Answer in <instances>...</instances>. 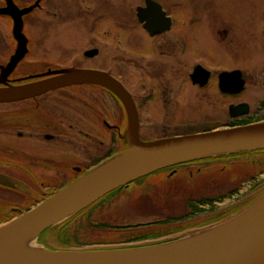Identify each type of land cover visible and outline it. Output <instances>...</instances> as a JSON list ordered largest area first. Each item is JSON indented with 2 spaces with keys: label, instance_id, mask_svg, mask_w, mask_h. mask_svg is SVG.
Masks as SVG:
<instances>
[{
  "label": "flooded vegetation",
  "instance_id": "1",
  "mask_svg": "<svg viewBox=\"0 0 264 264\" xmlns=\"http://www.w3.org/2000/svg\"><path fill=\"white\" fill-rule=\"evenodd\" d=\"M105 1L109 3V1L114 2L115 0ZM126 1L128 5H124L123 8L117 7V4H123ZM152 1L161 6L165 12V18L169 19V22L166 20L154 21V24H158L157 21H159L168 25V29L162 32H153L152 34L145 28V24L138 19V9L145 8L147 0H119L112 3L111 6L100 5L102 9L108 10L102 12L105 14L102 17L105 18L103 23L111 20L115 23L112 26L116 31L119 28L120 31L117 33L119 35L130 31V28L124 31L119 25L121 22L127 23L128 26L130 24L138 26L147 41L157 44V50L165 47L170 49L172 54H175L172 51L179 42L189 44L190 56L186 71L190 69V72L186 80L187 84L189 81L192 83L195 97L201 91L212 90L219 105L227 106L228 109L226 118H222V120L209 117V131L264 123V30L261 29L262 27L260 29L254 28L247 35L248 38L242 36V33L238 35L236 28L233 27V41L238 39L240 44V41L245 42L242 38L246 37L248 40L247 48L244 47V51L241 49L242 53H239L241 64L229 69H219L215 72L205 65L202 56L196 52L194 46L200 40L198 38L209 40V30L213 40L219 43H224L229 39L230 29L224 27L225 25L209 26V0ZM137 2L139 4L135 6L136 12L132 11L133 5ZM179 8L189 9L187 19L181 24L173 12ZM127 9L130 14L125 15ZM93 10L91 9L89 12H94ZM85 20L83 18L84 22ZM99 21L100 17L94 15L92 20L87 19L85 24H89L92 27L90 31H94ZM27 22L24 21L25 30L28 28ZM214 26L220 28L214 29ZM226 26L230 27V25ZM190 27L196 29H192V34L188 36L184 30ZM87 32L88 40L95 41L100 45L101 40L97 35L90 37L89 31ZM118 39L117 43L121 42V38L118 37ZM27 42L25 57L8 77L7 84L9 86L28 85L35 82L34 80L47 79L51 75H57L58 72L69 68L106 73L121 82L134 100L138 110L139 131L142 139L144 137V123L156 129V119L154 117L145 119L138 102V96L136 97L130 88V81L136 78L138 79L137 83L141 82L140 84L145 86L142 83L143 76L150 78L151 86L144 87L141 96L147 106L150 104L153 107L156 102L163 106L168 99L173 101V92L167 94V88H163L161 85L162 77L159 74L156 77L146 72L154 70L157 63L160 62L175 64L176 70L171 77L174 78L179 74V61L177 60H166L160 54V57L154 62L148 61L142 65L135 58L136 64L140 66L137 76L134 73L130 74L127 68L130 65V57H124V68L114 58L110 57L107 67L100 66L96 59L101 54L103 56L102 50L98 45H91L84 49L81 48L80 59H76L73 63L49 60L45 63L46 65L39 66L36 61L28 60V54L32 53L29 50L32 39H27ZM94 50H97L98 53L94 56H88L87 53ZM129 54H131V50ZM146 59L149 60L147 56ZM1 65L0 75L4 66ZM199 65L212 74L205 86L194 84L192 81L191 75ZM233 70L242 72L245 80L244 89L237 95L223 94L219 90L218 75L223 71ZM41 76L46 77L40 79ZM215 76L217 78L216 84H212ZM0 87L3 85L0 84ZM173 87L174 84H172V90ZM184 91L183 85L177 87L174 92L175 103ZM152 95L155 100L150 99ZM233 104H248L250 112L247 115L231 118L229 106ZM128 128L129 115L124 101L113 90L98 84L70 85L26 100L0 103V136L2 137H0V178L12 177L16 179L17 183L14 188L6 187L12 195L9 199L12 204L8 206L7 212L13 213L14 210L17 212L19 206L22 205L27 208L36 206L51 198L56 191L45 183L68 181L75 183L95 167L126 151L129 147L127 141ZM167 128L168 130L159 133L158 137H152L149 140L154 141L177 136L175 134L170 135V127ZM191 134L196 133L186 135ZM64 149L74 155L72 160H75L76 163L52 158V155H56ZM263 169L264 149H258L235 154H223V156L195 158L163 168L140 180L124 184L110 194L99 197L96 201L98 206L95 214L97 222L95 223L104 224L107 227L94 228L93 232L96 234V238L93 241H109L113 239L110 236L119 233L136 235L134 237L149 236L151 238L144 241L152 242L168 237L174 232H181L185 228L191 231L187 234L212 228L235 216L264 196V192H257L263 186L264 177L260 178ZM68 172H72L69 177L67 176ZM208 175L209 179H206L205 177ZM160 183L165 184L162 198H159L157 192ZM19 196L26 199L25 203L20 205L11 200ZM122 198L126 201L134 198L135 209L143 213L146 210L139 208L140 206H137L135 201L138 199L151 201L153 204H150V208L147 209L152 211L148 214H152L154 220L147 223L124 224V220H121L120 215L114 210L115 205ZM163 198L170 204L176 201L177 203H184L187 212L172 215L170 210L173 209L174 205L168 206L165 213L155 208L156 200L161 201ZM111 214L119 218L116 224L120 223V225H112L108 217ZM83 215L85 214H81V217ZM0 217L2 218L1 213ZM179 217L183 219L180 220ZM169 220L172 222H167ZM133 229L138 231L135 232Z\"/></svg>",
  "mask_w": 264,
  "mask_h": 264
},
{
  "label": "water",
  "instance_id": "2",
  "mask_svg": "<svg viewBox=\"0 0 264 264\" xmlns=\"http://www.w3.org/2000/svg\"><path fill=\"white\" fill-rule=\"evenodd\" d=\"M4 1L7 7L0 9V15L13 20V36L18 47L1 73L0 103L26 100L70 85H102L113 90L126 105L129 147L31 212L0 228V264H264V196L212 228L134 248L57 251L38 246L25 249L21 244H14L15 239L26 234L23 240L30 235L31 241H36L45 230L71 218L99 197L163 168L205 156L264 149V123L145 142L140 137L134 100L121 82L106 73L69 68L28 85L9 86V75L27 52L24 17L39 7L40 1L25 9H20L12 0ZM138 19L152 34L168 29L165 23L157 21L158 24H154L155 20L169 22V19L165 18L161 6L152 0H147L145 8L138 9ZM97 53L94 50L87 54L94 56ZM211 76V72L200 65L191 75L193 83L201 86H205ZM244 85L240 70L223 71L218 75L219 90L223 94H240ZM249 112L248 104L229 106L231 118ZM1 184L12 186L14 183Z\"/></svg>",
  "mask_w": 264,
  "mask_h": 264
},
{
  "label": "rangeland",
  "instance_id": "3",
  "mask_svg": "<svg viewBox=\"0 0 264 264\" xmlns=\"http://www.w3.org/2000/svg\"><path fill=\"white\" fill-rule=\"evenodd\" d=\"M12 1L16 3V5L26 8L28 6L34 5L38 0ZM85 1L89 2L87 3L83 0H41L42 9L37 10L34 14L26 19L28 20V28L26 29L27 31L25 32V37L29 40L32 39V44L29 46V50L32 53L28 54V60L36 61V64L39 63V66L46 65L45 63H47V61L49 62V60L61 63H73V61L76 59H80L81 48L84 49L91 45H98L100 46L99 48H101L103 53V56L101 54L96 59L100 66L107 67L108 59L110 57L114 58L115 61L118 62L122 68H124V57H130V65L127 66V68L130 74L134 73L137 76L138 72L140 71V66L136 64L135 58L142 65L146 64L148 61L154 62L160 57V54L166 60L172 59L179 61V74L174 78L171 77L176 70L175 64L171 65L170 63L160 62L157 63L154 70L146 72L147 74L154 75L156 77L157 74H159L162 77V87L167 88L168 90L167 94H171L173 92V101L168 99L163 106H160L158 102L154 103L153 107L150 104L147 106L146 102H144V99L141 97L143 90L151 86L152 81L149 77L143 76L142 83L145 86L140 84L141 82L137 83L138 79L136 78H133L130 81V88L135 93V96H138V102L141 105L140 108L142 113H144L145 119H150L151 117L156 119V129H153L151 125L144 123L145 129L144 135H142L145 138L142 136L143 140H149L152 137H158L159 133H163L168 130L167 127H170V135L175 134L177 135L176 137L186 135L194 131L195 133H200L204 130L209 131V117L216 120H222V118H226V114L228 112L227 106L219 105L215 96L213 95L212 90L208 89L206 91H201L199 92L198 96L195 97V91L192 87V83L189 81L187 84L186 82L188 73L190 72V69L189 71H186L188 66V58L190 56L189 44L179 42V44L176 45V48L172 51L175 54H172L171 50L165 47L157 50V44L147 41L143 36V32L138 26H134L132 24L128 26L125 22H121L119 25L124 31L129 28L130 31L125 32V34L121 33L119 35L117 34L118 31H120L119 28L116 31V29L112 26L115 23H113L111 20L109 22L103 23L105 18L102 17L105 14L102 12H107L108 10H104L100 7L102 4L111 6L112 3H115L119 0H115L114 2L109 1V3L105 0ZM137 4L139 3L137 2L133 5L132 11H135V6ZM124 5H128L127 1L123 4H117V7L123 8ZM3 8L4 4L0 1V9ZM91 9H94V12H89ZM112 11L114 12L115 10ZM188 11L189 9L187 8H179L173 11L179 20V24L187 19ZM128 14H130V12L127 9L125 15ZM94 15H98V17H100V21L96 25V29L94 28V31H90L92 27L85 23L87 19L92 20ZM83 18L86 19L85 22L83 21ZM215 24L225 25L224 27L230 29L229 39L224 43H219L216 40H213L212 33L209 30V40L198 38L200 40L195 43L194 46L196 52L202 56L205 65L215 72L219 71V69H229L237 65L239 66L241 64V61L239 62V53L241 52V49L244 51V47L247 48L248 46L247 35H249V33L252 32L254 28L260 29V27H262L261 29L264 30V0H209V26ZM226 25H230V27ZM13 27L14 26L10 19L0 16V67L2 66L1 64L4 65L2 69L10 63L17 49V43L13 38ZM233 27L236 28L238 35L242 33V36L247 37L242 38V40L245 42L242 43V41H240L241 45L238 43V39L233 41ZM219 28V26H214V29ZM192 29L196 28L190 27L184 31L189 36L192 34ZM87 31H89L90 37L97 35V37L101 40L100 45L95 41L88 40L86 37L88 33ZM118 37L121 38V42L119 43H117L119 40ZM130 50L131 54H129ZM146 56L149 60L146 59ZM6 60L9 61L7 65H5L7 62ZM189 61L191 62V60ZM143 67L147 68L146 66ZM216 81L217 78L215 76L211 83L216 84ZM172 84H174L173 90ZM179 85H183L185 87V91L175 103L174 92ZM150 99L155 100L153 95L150 97ZM73 156L74 155L72 153L64 149L58 154L52 155V158L61 159L68 163H76L75 160H72ZM71 174L72 172H68L67 176L69 177ZM261 177H264V169L261 171L260 178ZM4 178L6 183H16V179L12 177L4 176ZM205 178L209 179V175ZM70 182L71 181L45 184L52 187L56 192H60L67 189L71 185ZM1 183L2 182L0 181V205L3 204L1 200L10 199L9 197L12 196L11 192H9L8 188H6V184ZM262 185L263 186L258 189V193H260V191L264 192V182ZM164 188L165 184L160 183L157 189L159 198H162V195L164 194ZM133 199L129 200V202L122 198L114 207L115 212L120 215V219L124 220L123 223H147L153 221L154 219L151 216L152 214H148L152 211L147 209L150 208V204L153 203L149 200H136L135 204L140 206L139 208L146 210L143 213L135 209ZM11 200L21 205V203H25L26 199L19 196ZM173 205V209L170 210L172 215H178L187 212L186 208L184 207V203H177V201L170 204L169 201L163 198L161 201L159 199L156 200L154 204L155 208L162 210L164 213L168 206ZM19 207H21L19 208L21 211H26L23 205ZM29 208L33 209L34 205ZM7 215L12 220L17 218V216L15 217L10 211L7 212ZM157 215L161 216L162 214ZM108 217L112 225H120V223L116 224V221L119 219L117 216L111 214ZM4 224L6 223L0 224V228L4 227ZM133 230L135 232L138 231L137 229ZM76 231L80 234L86 233V228L83 226H76ZM58 232L59 231H55L52 234V237L49 236V231L45 232L38 244L41 245V243H44L48 249L51 247H56V245L61 246L60 244L63 241L59 240V238L62 239L61 236L63 232H59V234H57ZM189 232L191 231L185 228L181 230V232H174L168 237L147 243H157L168 239L183 238V236L185 237V235H187ZM65 234L68 235L71 240L66 241V245L71 244L72 246H75L79 242H84V237L74 240L73 235L67 230L65 231ZM129 236L132 235H120L118 233L117 235L110 236V238H113L110 241H114L117 238H123L126 240ZM91 239L95 241V238ZM87 240V242H91L90 239ZM119 243L113 244L112 246ZM140 245H142V243L135 244L134 246L119 245L118 247L134 248ZM31 248H37V244L33 240L31 241Z\"/></svg>",
  "mask_w": 264,
  "mask_h": 264
},
{
  "label": "trees",
  "instance_id": "4",
  "mask_svg": "<svg viewBox=\"0 0 264 264\" xmlns=\"http://www.w3.org/2000/svg\"><path fill=\"white\" fill-rule=\"evenodd\" d=\"M207 130H204L202 132H206ZM190 133H195L194 132H190ZM189 133V134H190ZM11 197V196H10ZM9 197V198H10ZM2 201V205H0V213L2 214V218L0 217V222H6L9 221L7 215H5V217H3L4 214L7 213L8 210V206L12 203L9 202V199H3ZM190 206H192L191 204H189ZM97 203H93L91 205H89L87 208H85L84 210L80 211L79 213L75 214L74 216H72L71 218L67 219L66 221L55 225L53 227L54 230L59 231V232H63L61 238H59V240L63 241L60 245H65L62 247H83V245H86L88 240L90 239V241H92L93 239L91 238H96V234L93 232L94 228H105L107 227L104 224H98L95 223L97 222V220L95 219V214L97 212ZM81 214H85L81 217ZM83 217H85L84 219H82ZM188 217V216H186ZM180 220L183 219L181 217H179ZM171 219V218H170ZM86 222H88V224H85ZM167 222H172L171 220L167 221ZM76 226H83L86 228V233H77L76 231ZM112 228H116V227H112ZM117 228H129V227H117ZM68 231L70 234L73 235L74 240L76 239H81V238H85L84 242H79L77 243L75 246L70 245H66V241H71L69 236L65 234V231ZM59 232L57 234H59ZM71 235V236H72ZM149 236H141V237H133V240H142L143 238H147Z\"/></svg>",
  "mask_w": 264,
  "mask_h": 264
},
{
  "label": "bare ground",
  "instance_id": "5",
  "mask_svg": "<svg viewBox=\"0 0 264 264\" xmlns=\"http://www.w3.org/2000/svg\"><path fill=\"white\" fill-rule=\"evenodd\" d=\"M179 158L180 157H183V156H178ZM207 234H209V232L207 233ZM27 235V234H26ZM25 235V236H26ZM24 236V237H25ZM24 237H22L21 239H15V245H17V246H20V244H21V246L23 247V248H25V249H29V246L31 247V237H30V235H28L24 240H23V238ZM23 240V241H22Z\"/></svg>",
  "mask_w": 264,
  "mask_h": 264
}]
</instances>
